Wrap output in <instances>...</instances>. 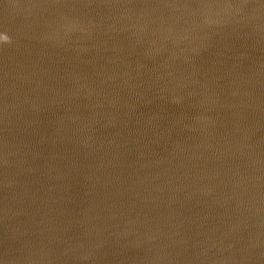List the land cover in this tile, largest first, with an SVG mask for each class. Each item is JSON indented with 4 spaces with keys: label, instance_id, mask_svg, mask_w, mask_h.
Here are the masks:
<instances>
[{
    "label": "water",
    "instance_id": "1",
    "mask_svg": "<svg viewBox=\"0 0 264 264\" xmlns=\"http://www.w3.org/2000/svg\"><path fill=\"white\" fill-rule=\"evenodd\" d=\"M0 264H264V0H0Z\"/></svg>",
    "mask_w": 264,
    "mask_h": 264
}]
</instances>
